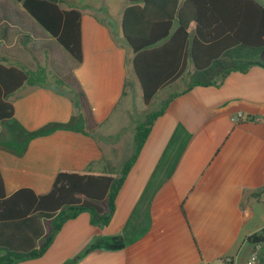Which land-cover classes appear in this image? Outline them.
I'll list each match as a JSON object with an SVG mask.
<instances>
[{
    "label": "crops",
    "instance_id": "crops-1",
    "mask_svg": "<svg viewBox=\"0 0 264 264\" xmlns=\"http://www.w3.org/2000/svg\"><path fill=\"white\" fill-rule=\"evenodd\" d=\"M74 2L60 7L80 11V63L21 7L0 9L6 195L20 188L45 194L59 172L118 175L146 110L154 103L152 112L166 108L126 174L108 223L93 225L80 213L42 256L17 264H222L227 258L247 264L253 252L254 264H264V241H249L264 227V69L231 72L215 86L186 92V85L176 89L182 75L145 104L120 30L128 0H100L89 9ZM188 71L190 77V62ZM49 221L36 216L0 225V245L37 249Z\"/></svg>",
    "mask_w": 264,
    "mask_h": 264
},
{
    "label": "trees",
    "instance_id": "trees-1",
    "mask_svg": "<svg viewBox=\"0 0 264 264\" xmlns=\"http://www.w3.org/2000/svg\"><path fill=\"white\" fill-rule=\"evenodd\" d=\"M77 63L82 60L80 11L62 9L69 0H14ZM121 35L132 50V66L145 104L163 86L192 73L184 90L215 86L231 72L264 69V6L256 0H128ZM166 105L135 127L132 153L118 175L59 172L45 194L20 188L6 195L0 174V225L50 219L37 249L19 252L0 245V264H17L44 254L62 225L87 213L96 226L108 223L115 197L134 164L152 123ZM8 114V116H10ZM32 133L31 136L37 134ZM252 243L262 236L249 237Z\"/></svg>",
    "mask_w": 264,
    "mask_h": 264
},
{
    "label": "rangeland",
    "instance_id": "rangeland-1",
    "mask_svg": "<svg viewBox=\"0 0 264 264\" xmlns=\"http://www.w3.org/2000/svg\"><path fill=\"white\" fill-rule=\"evenodd\" d=\"M262 6H264V0H257ZM77 4V6H81L82 9H89L94 5H99L100 0H76L74 2ZM0 9H20V5L16 3L14 0H0ZM189 81V71L187 73H184L181 80H179L176 84V89L180 90L182 89L187 82ZM158 106L154 103L152 104L146 112L149 114L156 110Z\"/></svg>",
    "mask_w": 264,
    "mask_h": 264
},
{
    "label": "built area",
    "instance_id": "built-area-1",
    "mask_svg": "<svg viewBox=\"0 0 264 264\" xmlns=\"http://www.w3.org/2000/svg\"><path fill=\"white\" fill-rule=\"evenodd\" d=\"M242 118V115L241 114H238L233 120L236 122L238 120H240ZM257 235H261L262 236V241H264V227L259 231V233ZM259 242V243H261ZM259 243H255L256 245L259 244ZM255 259H256V254L253 252L250 256H249V260L247 262V264H254L255 262ZM222 264H234V261L230 258H227L223 261Z\"/></svg>",
    "mask_w": 264,
    "mask_h": 264
},
{
    "label": "water",
    "instance_id": "water-1",
    "mask_svg": "<svg viewBox=\"0 0 264 264\" xmlns=\"http://www.w3.org/2000/svg\"><path fill=\"white\" fill-rule=\"evenodd\" d=\"M121 33H122V31H121Z\"/></svg>",
    "mask_w": 264,
    "mask_h": 264
}]
</instances>
